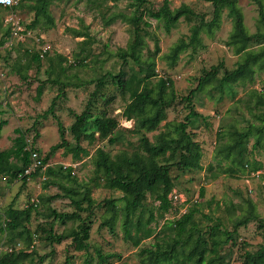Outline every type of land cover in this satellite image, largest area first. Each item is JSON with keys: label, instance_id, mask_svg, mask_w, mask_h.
<instances>
[{"label": "rangeland", "instance_id": "374dc122", "mask_svg": "<svg viewBox=\"0 0 264 264\" xmlns=\"http://www.w3.org/2000/svg\"><path fill=\"white\" fill-rule=\"evenodd\" d=\"M168 1L171 8L185 3L206 20L211 18L212 6L205 0ZM162 2L163 0H148L145 5L136 7L131 0H53L49 10L54 25L51 27L38 25L33 29H25V25L33 19L29 4L26 3L19 8L0 7V39L5 40V43L0 45V123L2 122L0 148H9L13 138L17 136L15 130L20 129L27 139L28 146L36 149L42 157L47 156L46 166L54 169L60 166L71 167L70 176L59 174L58 171L47 175L45 169H40L37 174L30 176L24 185L20 179L9 182L7 178L0 176L1 214L10 203L15 207L23 208L33 201L37 202L27 224L32 233L36 232L33 234L32 246L28 249V251L32 249L33 254L31 260L24 264H84L86 260L92 264H141L140 250L151 247L155 242L170 241L174 236V230L165 228V223L178 218L190 207L196 208L193 215L196 226L193 238L197 235L206 238L208 247H210L209 228L219 223L221 230L231 231L233 223L245 214L247 199L255 203L256 211L264 218V188L259 182L222 172L221 168L225 166V162H221L218 166L214 159L219 132L245 128L250 122L259 123L255 115L264 110V70L255 66L252 79L245 78L220 86L216 80L223 73L221 68L217 73V79L194 90L190 103L200 116H190L187 130L201 147L203 168L187 171L171 168L174 182L172 192L180 195V201L173 203L176 209L173 208L163 216L156 209L158 201L150 195L147 196L141 221L145 225L149 213H154L156 219L149 224L154 230L152 235L143 238L139 245L135 246L132 240L123 239L121 218L115 223V234L110 233L108 226H99L107 216L104 212V200L114 198L119 207L123 201L119 191L105 188L102 180L94 177L95 166L92 157L98 147L110 154L120 150L131 152L138 144V134L133 132L135 119H127L123 115V110L130 100L129 93H122L120 87L110 77H106V84L91 111L95 115L105 111L108 116L117 120L118 126L113 133L118 141L109 143L107 138H97L95 134L93 142L88 140L80 142L81 147L87 150V154H80L77 158L73 155L71 149L76 147L77 141L68 128L74 120L72 113H80L84 109L89 94L95 87L94 83L89 81L105 72L112 74L121 72L122 77L127 78L132 73L143 77L146 72L153 71L155 74L148 80L150 87H154L160 78L171 79L176 98L166 109L165 120L154 131L146 132L148 138L153 140L154 135L160 131H170L171 134H175L174 125L183 121L190 109L187 101L182 100V97L189 95L190 91L195 89L199 77L203 76L211 66L220 62L226 69H232L242 58L241 53H236L231 46L226 45L232 23L226 15V10H223L219 27L211 34L202 30L201 44L195 50L188 48L181 51L174 62L170 58L172 47L181 38L188 40L190 27L198 23V18L192 20L180 18L175 27L166 32L160 21L144 14V19L150 22V26H145L146 45L136 62L128 60L124 63L118 55V50L127 46L132 35V26L120 19L106 24L101 12L124 11L130 14L137 10L157 9ZM238 4L244 15V24L248 32H255L259 28L256 5L250 0H238ZM9 16L19 19L24 29L21 37L12 36L14 34L10 27L9 34H4L5 28L9 26L5 23V19ZM156 43L159 45V51L154 54ZM259 46L261 45H253L254 48ZM42 49H45L46 53L37 65V62L32 60L31 54ZM58 54L66 57L61 65L72 64V66L66 68L59 82L52 83L48 79L54 78L59 71ZM49 58L53 60L54 71L49 66ZM79 61L82 64H77ZM42 82L45 84L41 95L38 96L36 88ZM63 82H84V84L62 87L64 94L56 99L53 109L57 119L51 114L41 117L60 91ZM57 120H60L66 129L64 137L67 145L49 152L52 145L60 142ZM221 141H228V136ZM252 144L253 139L250 138L248 156L264 159V136L261 139V146L252 149ZM209 166L211 169L208 168ZM61 185L75 187L77 190L87 188L91 190L95 208L90 237L87 240L89 244L87 252L75 250L70 238H65L59 243L51 242L46 238L47 233L40 231V227H45L50 220H53L47 217L51 209L58 212H70L74 209L70 198L61 196L63 193ZM248 187L252 192L247 190ZM201 188L204 189L202 195ZM56 194L59 196L53 198ZM78 223V220L66 223L56 220L53 230L56 233H63L71 227L76 228ZM234 238L235 242L222 243L218 247L221 264H239L244 251L255 250L263 242L262 232L257 228L255 221L239 226ZM14 245L18 249L25 248L26 244L17 240ZM10 247H13V243L5 240L4 233L0 234V255ZM179 250L181 253L182 248ZM98 251L107 257L102 263ZM183 252L186 253L187 249ZM210 256L211 253H208L207 257ZM180 257L182 258V255Z\"/></svg>", "mask_w": 264, "mask_h": 264}, {"label": "trees", "instance_id": "16d2710c", "mask_svg": "<svg viewBox=\"0 0 264 264\" xmlns=\"http://www.w3.org/2000/svg\"><path fill=\"white\" fill-rule=\"evenodd\" d=\"M53 0H18L11 8H19L24 4H29L30 11L33 12V19L25 25V29H33L38 25L51 27L54 25V19L51 16L49 7ZM116 1V0H114ZM136 7L145 5L148 0H131ZM212 6L211 18L206 20L202 15L196 13L188 4L182 3L178 7L171 8L168 0H163L162 4L157 9H147L146 11H134L130 14L124 11H112L106 13L101 12L102 18L106 24L120 19L132 26V35L125 48L118 50V55L124 63L128 60L136 62L141 55L142 49L145 47V35L147 30L145 26H150V22L144 19V14L160 21L166 32L175 27L180 18L192 20L198 18V23L190 27L188 40L181 38L171 49L170 58L175 61L178 54L188 48L195 50L201 44V31L205 30L209 34L214 29L218 28L221 22L223 10H226V15L230 18L232 29L226 40V45L231 46L236 53H241L242 58L237 62L232 69H226L223 63L211 66L203 76L198 78V83L195 89L191 90L189 95L182 97V100L187 101L190 107L189 112L183 121L174 125L175 134L170 131H160L154 135L153 140H150L146 132L154 131L159 124L166 118V109L173 103L176 98L174 85L171 79H158L154 87H150V76L154 75L153 71L143 72V77H138L132 73L129 77H122L121 72L112 74L105 72L96 79H92L89 83H94V89L89 94V98L85 103L84 109L80 113H72L74 120L68 128L77 141L76 147L71 149L73 155L77 158L80 154H87V150L81 147L80 142L88 140L93 142L95 134L97 138H107L109 143L118 141L117 136L113 131L117 128V120L108 116L105 111L100 115L93 114L91 111L94 108L95 101L98 99L100 91L106 84V77L116 83L122 93H129L130 100L126 104L123 115L127 119H135V128L133 132L138 134V144L131 151L120 150L114 154H110L103 148L98 147L92 157L94 169V177L102 180V185L105 188L117 190L121 193L122 205L119 207L114 198L105 199L103 206L107 216L103 218L99 226H108L111 234H115L114 226L118 219H122L121 227L123 230V239L132 240L135 246H138L143 238L152 235L153 228L149 226L155 218L153 212L149 213V217L142 224L141 214L148 195L158 201L156 209L163 216L166 212L175 208L172 198L169 196L174 188L173 177L171 176V168L175 167L179 171L201 170L202 151L199 143L193 138L187 130L190 116H200L191 105V95L194 90L202 88L204 85L211 83L217 79V73L223 68L222 75L216 80L218 85L233 83L245 78H253L255 66L264 70V0H250L256 5L258 11L257 22L259 28L249 33L244 24V15L238 4V0H205ZM1 7V6H0ZM8 9V8H5ZM1 26V21H0ZM9 26L5 28L4 34H9ZM79 32V31H78ZM143 32V33H142ZM7 37V36H6ZM4 38L0 39V45L4 44ZM253 45H261L254 48ZM154 54L159 51V45L156 43ZM59 71L54 78L48 79L52 83L59 82V78L64 74L67 67L72 64L61 65L66 57L58 54ZM33 61L39 65L41 59L39 52L31 54ZM74 64V63H73ZM77 64H82L81 61ZM49 66L54 71L53 60L49 58ZM28 68V66H27ZM50 73V71H48ZM50 82V81H49ZM44 82L40 83L36 88V94L41 95ZM73 84V86H81L84 82L61 83L60 91L52 99L50 106L45 110L41 117H47L51 114L55 119L57 116L54 113L55 101L62 96L64 92L62 87ZM102 93V91H101ZM259 122L255 124L250 122L245 128H234L229 131L219 132L217 134V148L214 152V159L217 165L225 162V166L221 168L222 172L229 173L232 176H243L246 172L245 165L250 169L262 167L264 159L248 154V143L250 138L253 139L252 149L261 146V139L264 136V110L255 115ZM2 122L0 123L1 127ZM57 129L60 137V142L52 145L49 152H53L60 147H65L67 141L64 137L65 128L57 120ZM17 136L13 138L12 145L7 149L0 148V176L7 178L11 182L15 179H20L22 185L26 184L28 178L37 174L40 168L30 174H23L24 169L30 164V152L35 150L28 146L27 139L20 129L15 130ZM38 135V133H35ZM228 136V141L222 142V138ZM251 149V150H252ZM45 163L46 157H42ZM211 169V167H208ZM58 171L59 174L70 176L71 167H53L47 166L44 172L54 174ZM264 188V186H262ZM63 193L61 196L70 198L71 205L74 209L70 212H58L51 209L47 217H51L47 223V227H40V231L47 233L46 238L51 242H61L65 238H70L75 250L87 252L89 244L87 240L90 237V227L92 225V216L94 214V198L91 195V190H77L75 187H64L61 185ZM204 189L201 188L202 195ZM56 194L53 198H57ZM246 211L242 217H239L233 223L231 231L221 230L220 224L213 225L209 228V244L206 238H201L197 235L193 238L196 228L193 221V215L196 212L195 207H190L185 213L178 218L172 219L165 223V228L174 230V236L170 241L165 243L155 242L154 245L140 250L141 264H221L222 259L218 255V247L222 243L235 242L234 234L239 226H244L250 221L257 223V228L262 232L263 242L255 250H247L242 254V261L239 264H264V218L260 217L256 211L255 203L251 199L246 200ZM37 204L31 203L27 207L19 208L13 206L12 203L7 205L0 213V234H5V240L13 243V247L4 251L0 255V264H24L31 260L33 250L28 251L32 246L33 234L27 227L30 221L32 211ZM176 209V208H175ZM176 211V210H174ZM85 214V215H83ZM46 217V218H47ZM66 223L68 221L78 220L76 228L71 227L63 233L54 232L55 221ZM134 229V232L132 230ZM197 232L199 230H196ZM17 240L24 241L25 248L16 249ZM179 248H182L181 253ZM187 249V252L183 250ZM211 253L212 256L207 257ZM182 255V258L180 257ZM114 256V255H107ZM100 263L105 256L98 251ZM84 264H92L86 260Z\"/></svg>", "mask_w": 264, "mask_h": 264}, {"label": "built area", "instance_id": "2783aa9c", "mask_svg": "<svg viewBox=\"0 0 264 264\" xmlns=\"http://www.w3.org/2000/svg\"><path fill=\"white\" fill-rule=\"evenodd\" d=\"M18 0H0V6L3 8H11L16 4ZM5 23L9 25L11 28V32L14 34L12 36L15 37H21L23 35V27L20 24L19 19L14 18L12 16H9L5 19ZM40 56L43 58L44 54L46 53L45 49H42V51L39 52ZM30 164L24 169L23 174H30L31 172L35 171L37 168L45 169L46 162L44 163L42 161V158L39 156L38 152L35 150H31L30 152ZM246 172L243 175L246 180H255L259 182L261 186H264V162L262 167L257 169H250L249 166L246 164ZM247 189L249 192H252V189L248 187ZM172 198L173 203L180 201V195L176 192H172L169 195ZM33 203L36 205L37 202L33 201Z\"/></svg>", "mask_w": 264, "mask_h": 264}]
</instances>
